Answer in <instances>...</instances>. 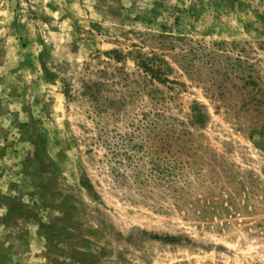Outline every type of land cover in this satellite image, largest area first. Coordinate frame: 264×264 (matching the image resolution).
I'll return each instance as SVG.
<instances>
[{"label": "rangeland", "instance_id": "374dc122", "mask_svg": "<svg viewBox=\"0 0 264 264\" xmlns=\"http://www.w3.org/2000/svg\"><path fill=\"white\" fill-rule=\"evenodd\" d=\"M0 264H264V0H0Z\"/></svg>", "mask_w": 264, "mask_h": 264}, {"label": "trees", "instance_id": "16d2710c", "mask_svg": "<svg viewBox=\"0 0 264 264\" xmlns=\"http://www.w3.org/2000/svg\"><path fill=\"white\" fill-rule=\"evenodd\" d=\"M143 69L149 73L153 78H157V80L162 81L163 72L160 66H156L155 64H150L144 60L140 62Z\"/></svg>", "mask_w": 264, "mask_h": 264}]
</instances>
